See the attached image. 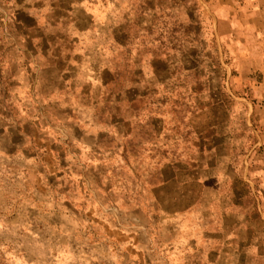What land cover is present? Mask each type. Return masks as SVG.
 Instances as JSON below:
<instances>
[{
	"label": "rangeland",
	"instance_id": "1",
	"mask_svg": "<svg viewBox=\"0 0 264 264\" xmlns=\"http://www.w3.org/2000/svg\"><path fill=\"white\" fill-rule=\"evenodd\" d=\"M263 172L264 0H0V264H194Z\"/></svg>",
	"mask_w": 264,
	"mask_h": 264
},
{
	"label": "crops",
	"instance_id": "2",
	"mask_svg": "<svg viewBox=\"0 0 264 264\" xmlns=\"http://www.w3.org/2000/svg\"><path fill=\"white\" fill-rule=\"evenodd\" d=\"M260 176L262 177L261 181L264 189V172ZM261 200L264 201V190L261 193ZM241 214V217H239L238 213L236 215L233 213H222L220 217H222L223 223L218 226V214L209 213V220L213 217L215 218L213 227L194 228V238L192 237L187 242L185 241L188 245L187 249L195 251L193 257L195 260L192 263L264 264V210L263 213L260 212L257 215L258 221L261 223V225L257 226L249 223V212L244 211ZM238 218H241V220H237ZM219 232L224 233V235L231 234V237H226L225 242H219ZM198 233H200V236H198ZM234 233H242L245 236L242 237L241 241L234 242L232 238ZM205 235H209V239ZM197 256H199L200 260Z\"/></svg>",
	"mask_w": 264,
	"mask_h": 264
}]
</instances>
